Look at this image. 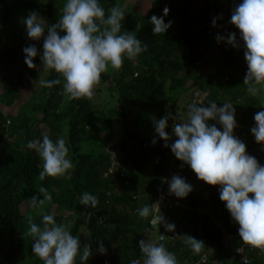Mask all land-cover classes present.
<instances>
[{"label":"rangeland","instance_id":"obj_1","mask_svg":"<svg viewBox=\"0 0 264 264\" xmlns=\"http://www.w3.org/2000/svg\"><path fill=\"white\" fill-rule=\"evenodd\" d=\"M3 1L6 10L0 8V116L6 118L7 114L6 109L8 107L5 106L7 102L6 81L16 82L19 78H23L26 83L23 90L26 94L23 95V104L15 107L11 117L6 119L3 128L5 136L4 142L0 145V174L19 158V151L23 150L20 147L25 142L30 141V136L41 132L43 127V124L40 123L42 113L41 110L36 111L35 108L45 105L46 93L39 81L47 80L50 72H46L42 67L39 55L33 60L35 67L29 68L25 64L23 52L25 47L35 46L38 53H42L44 37L42 36L40 40H31L27 36L25 26L21 22L22 19L26 18L29 12L35 11L48 24L46 16L39 13L35 8L29 10L16 9L13 0ZM22 1L28 2L29 0ZM38 1L42 4L51 2L55 14L60 18L65 0ZM113 1V7H121L126 13L134 12L136 9L138 13L143 14L153 0ZM240 2L241 0H213L209 4L204 20L210 24L203 28L206 29V36H209L210 39L204 43L196 41V44L200 46V52H202V61H196L194 65H186L182 40L174 38L170 40L168 48L164 49L160 34L155 35L149 44L155 43L159 46V60L166 57L178 63L180 66L178 71L165 67L154 76L153 71H149L147 67L141 66L137 61L124 60L123 65L131 63V72L140 76L148 74L156 78L162 85L164 97L161 99L154 98L150 93L144 98L142 97L143 99L139 95L131 93L135 104L139 106L137 109L125 101L121 103L118 94L102 85L100 81L95 86L94 95L91 99H78L89 111V114L93 115V118L103 116L106 120L103 127L97 128L94 136H91L92 127H86L80 131L82 135L77 147L80 149L79 154L85 156V163L79 193L73 197V189L64 177L48 176L43 181L38 177L42 185L38 184L32 192V197L43 200L44 197L39 192V188L44 187L52 199L45 201L38 208L29 209L26 213L27 219L31 217L34 223L43 227L41 219L44 214L59 216L65 211H69L71 219L63 220L62 223L67 225L70 230L77 219L84 218V225L79 228L78 237L81 241V250L84 245H90L91 248L92 255L86 264H130V261L134 259L136 250L139 249V241L144 239L155 240L159 235L155 229L151 228L147 220L139 217L137 212L140 207L147 204L151 195L156 192L155 203L159 201V195H164L175 204V206H169L162 203V208H160L165 222L174 224L175 231L167 232L161 224L160 232L166 237L162 243L165 244L168 251L173 253L171 251L173 247L175 249L184 248L182 254H180V250L174 253L178 264H193L194 256H199L195 261L196 264L198 261V264H245L233 256L234 250L244 244L238 234L239 225L232 220L225 205L217 206L210 202L211 195L203 190L201 180L187 165H183L181 161L175 158L170 148L164 147L165 141L157 136L153 124L154 119H160L168 113H172L178 118L183 116L187 104L193 101L198 105L205 106L215 102L218 107H221L224 102H231L236 111L237 127L234 129V136L245 143L247 154L255 157L259 164L264 166V144H258L251 134V129L255 126L254 115L264 110L261 108L264 104V95L260 97L250 96L243 85L244 80L240 81L236 88L231 89V91L224 92L222 90L227 79L236 78L240 72L238 69L226 66L225 58L230 57L234 62L244 61L246 63L244 43L239 39V31L229 23L233 7ZM213 19L217 21L215 27L212 25ZM171 26L177 27L178 25L173 23ZM187 26L191 25L187 23ZM125 31L131 32L133 35L131 27H127ZM232 32L237 35L239 48H233L224 41L217 43L215 39L217 35L227 38L228 33ZM44 35H47V30H45ZM121 68L119 70L109 68L105 73L109 76H115ZM132 78L129 77L128 80ZM68 104L69 100L62 94V97L58 99V110L50 123H52L54 133L65 138L69 148V157L75 167L78 159L70 147L68 126L70 113L76 112L78 105L73 106L68 113L66 111ZM118 104L123 106L122 116H119L117 112H112ZM24 120H28L29 134L22 136L15 129L23 125ZM175 122L179 121L169 120V126L166 128V132L171 137L168 141L169 144L177 139L171 131V126ZM209 123L213 124L215 121H209ZM216 126L222 130L220 125L217 124ZM150 129L154 131V138L157 142L155 144L152 141L149 142L150 150L147 157H143V155L134 156L139 167V180L134 186L121 182V185L124 184L122 186L128 188V191L124 192L118 187L116 179L111 177L117 166L126 164V158L118 149L123 141L124 132L127 130L131 134L142 137ZM50 131L51 128H45L43 133L49 134ZM74 167L69 175L74 172ZM173 175L181 176L192 186L193 191L186 198L179 199L169 193L167 181H170ZM120 179L123 180V177L121 176ZM214 187L219 196V185ZM84 192H94L99 198L98 205L92 210L88 208L89 206L81 205L79 202V198ZM26 193L29 194L30 191L27 190ZM70 202H73L74 205L72 206ZM101 214L103 215L100 216ZM91 215L95 216L96 229L100 231L103 246L107 250L105 254L99 252L100 245L93 241L89 233L87 226ZM149 227L151 228L150 232H148ZM24 228L28 229L25 224ZM202 228L218 236L223 244L228 247L227 258L215 257L218 247H211L203 242L201 239ZM184 235L202 241L205 245L202 248L204 252L201 254L193 252L189 246L183 243V238L180 236ZM30 253H32L31 249L29 250ZM247 256V264H251L253 260L258 264H264V251L260 249L249 252ZM39 264H43V262L41 261ZM77 264H79V258H77Z\"/></svg>","mask_w":264,"mask_h":264},{"label":"clouds","instance_id":"obj_2","mask_svg":"<svg viewBox=\"0 0 264 264\" xmlns=\"http://www.w3.org/2000/svg\"><path fill=\"white\" fill-rule=\"evenodd\" d=\"M168 12L165 7L162 16H151L149 23L153 35L164 34L171 27V21L166 23L164 20ZM124 18L121 7H112L106 16L100 0H65L61 16L53 25H48L37 12H29L21 21L27 36L31 40H40L42 36L44 39L42 53H38L35 46L23 49L25 64L34 68L33 60L39 55L44 70L55 71L62 78V94L68 100L91 99L102 73L109 68L119 70L125 59L136 61L148 51L147 44L131 32H122ZM216 22L213 19V27ZM229 23L239 29V39L244 43L247 72L243 85L250 96L260 97L264 95V0H241L233 7ZM215 39L217 43L224 41L233 48L240 47L234 32L228 33L227 38L217 35ZM39 82L42 87L51 88L61 84V79ZM235 115L231 102L218 107L215 102L205 106L193 101L187 104L183 116L178 118L168 113L159 120L154 119L153 124L157 136L165 141L164 147L170 148L177 160L190 167L199 180L208 185H219V198L225 203L232 220L239 225L241 241L264 251V166L247 154L245 143L234 136ZM253 119L255 126L251 134L258 144H264V110L257 112ZM169 120L179 121L171 126L172 134L177 137L171 144L168 143L171 137L166 132ZM156 142L154 138L152 143ZM27 148L35 150L42 161L39 172L42 181L48 176L68 177L74 167L63 137L54 141L45 132L41 139L29 141ZM167 183L169 193L179 199L186 198L193 191L179 175H173ZM39 192L44 199L32 197L30 204L33 208L52 199L44 187H40ZM79 202L95 208L99 198L84 192ZM137 212L159 233L155 240L139 241L143 264H178L175 254L162 243L166 237L160 232L161 224L167 232H174L175 225L165 222L158 203L145 204ZM41 224L43 227L28 218V235L33 238L31 250L34 256L43 264H77V258L79 264H86L92 255L90 245L82 246L81 250L80 237L72 235L69 227L57 223L51 214H44ZM180 237L195 253H200L205 246L191 236ZM98 250L101 254L107 251L102 243ZM130 264H141V261L132 259Z\"/></svg>","mask_w":264,"mask_h":264},{"label":"trees","instance_id":"obj_3","mask_svg":"<svg viewBox=\"0 0 264 264\" xmlns=\"http://www.w3.org/2000/svg\"><path fill=\"white\" fill-rule=\"evenodd\" d=\"M212 1L213 0H153L143 14L138 13L136 9L131 13L124 12L125 18L122 22V32H124L127 27H131L133 35L148 46V51L138 57L136 61L141 66L147 67L149 71H153L154 76L165 67L172 69L173 71H178L180 69V66L174 60L166 57L159 60V46L155 43L149 44L151 39L155 36L152 33V25L149 23V20L153 15L157 17L162 16L163 9L165 7L169 9L168 15L164 17L165 22L167 23L168 21H171V24L175 23L178 26H171L166 33L160 34L164 49L168 48L170 40L174 38L181 39L185 49L184 60L186 65H194L196 61H202V52H200V46L196 44V41L198 40L199 42L204 43L208 42L210 39L209 36H206V29L203 27L210 24V22L204 20V15ZM13 2L16 4V9L19 10H29L35 8L39 13L46 16L48 25L55 24L59 18L55 14L54 7L51 2L46 4H42L38 0H29L28 2L13 0ZM100 3L105 9L107 16L109 10L113 7L114 1L100 0ZM0 8L6 10L3 0H0ZM187 23L191 26H187ZM65 34L66 33H61V35ZM224 63L226 66L240 70L236 78L227 79L225 86H222V90L226 92L236 88L239 82L244 80L247 72V64L244 61L234 62L230 57H226ZM125 65L122 66L117 75L109 76L106 73H102L100 78V83L102 85L118 94L121 103L122 101H125L130 106H134L139 109V106L135 104L133 98L131 97V93L139 95L140 98H144V96L149 93L154 98L161 99L164 97L162 85L154 76H149L148 74L146 76H140L139 74L131 72L130 62L126 66ZM129 77L133 78L128 80ZM57 78L61 79V84L53 85L51 88L44 87V91L46 93V103L44 106H38L35 108L36 111L41 110L42 118L40 123L43 124V127L41 132L39 131L35 135L30 136V141L41 139L45 128H51L49 135L54 141L57 137H59L58 134L54 133L50 120L54 119V114L58 110V99L62 97L63 80L55 71L49 72L47 80L50 81ZM24 81L25 80H23V78H19L16 82H5L7 97L5 106L8 108L6 109V118L0 116V145L4 142L5 130L3 128L5 126L6 119L11 117L15 107L23 104V95L26 94L23 90L25 88L24 85H26ZM77 105L78 110L70 113L71 108ZM9 107H11V109H9ZM66 111L71 114L68 126V140L78 161L74 167V175L72 173L68 177H64V179L66 181L68 180V183L72 187L74 197L79 193V185L83 179L82 170L85 163V156L79 154L80 149L77 147L80 143L82 135L80 131H83L86 127H92L93 132L91 136H94V132L97 131L98 127H103L106 120L103 116L93 118V115L91 113L89 114V111L86 110L78 99L69 100ZM112 112H117L119 116H122L124 112L123 106L118 104ZM156 119L159 120V118ZM28 125V120H24L23 125H21L18 129H15V131L18 134L25 136L29 134ZM154 136V131L152 129L147 130L142 137L131 134L127 130L124 132L123 141L118 149L119 152L126 158V164L117 166L111 174V177H114L118 182V187L124 192L128 191V188H126V186H122L124 184L121 185V182L134 186L139 180V167L136 164L134 156L143 155V157H147L150 150L149 142L153 140ZM20 149L23 150L19 151V158L13 164L7 166L4 172L0 174V264H39L41 262V260L34 256V254H29L32 237L28 235V229L24 228V224L28 227L26 213L32 208L30 204L32 192L38 184L42 185L38 178L39 172L42 168V161L36 154L35 150L27 148V142H25ZM121 176L123 177V180L120 179ZM201 184L203 185V190L211 195L210 202L213 205H225V203L220 200L217 189L214 186L208 185L203 181H201ZM27 190L30 191L29 194L26 193ZM90 194L95 195L94 192H90ZM156 197L157 193L154 192L147 201V204L150 205L155 202ZM70 204L72 206L74 205L73 202H70ZM167 204L169 206H175V204L170 201ZM88 208L90 210L93 209L91 206ZM102 215L103 214L100 216ZM54 218L57 223H62L63 220L71 219V213L69 211H65L59 216H54ZM82 225H84V218L77 219L74 226L70 230L72 235L78 236L79 228ZM87 227L93 241L96 242L97 245H100V243L103 244L101 240V233L96 229L94 215L90 216ZM150 231L151 228L149 227L148 232ZM202 231L203 234L201 239L203 242H206L208 246L218 247L215 257H221L224 259L227 258L229 254L228 247L223 244L220 238L204 228H202ZM183 249L184 248L182 247H178L176 249L173 247L171 248V251L175 253V251L180 250V254H182ZM203 252L204 250H202L199 254ZM197 257L199 256H194L193 259L196 261ZM235 258L239 260L238 257ZM134 259L143 262V256L140 249L136 250ZM251 264L258 263L253 260Z\"/></svg>","mask_w":264,"mask_h":264},{"label":"built area","instance_id":"obj_4","mask_svg":"<svg viewBox=\"0 0 264 264\" xmlns=\"http://www.w3.org/2000/svg\"><path fill=\"white\" fill-rule=\"evenodd\" d=\"M159 194L160 191H159ZM169 201L165 198L164 195H159V201L157 202L158 205H159V208H162V203H168ZM168 205V204H167ZM254 250H257L256 248H252L251 246L249 245H246V244H243L241 245L239 248L235 249L234 250V257H238V259L241 261V262H244L245 264L248 263V256L247 254L251 251H254Z\"/></svg>","mask_w":264,"mask_h":264}]
</instances>
